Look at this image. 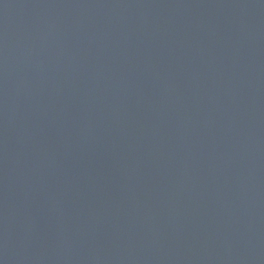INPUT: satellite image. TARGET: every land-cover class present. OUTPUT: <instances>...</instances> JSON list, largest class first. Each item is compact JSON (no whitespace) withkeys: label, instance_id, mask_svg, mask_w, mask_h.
<instances>
[{"label":"water","instance_id":"obj_1","mask_svg":"<svg viewBox=\"0 0 264 264\" xmlns=\"http://www.w3.org/2000/svg\"><path fill=\"white\" fill-rule=\"evenodd\" d=\"M0 264H264V0H0Z\"/></svg>","mask_w":264,"mask_h":264}]
</instances>
